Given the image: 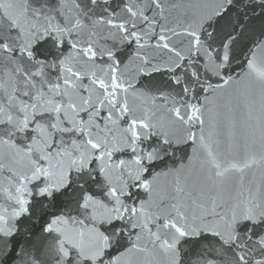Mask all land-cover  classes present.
Instances as JSON below:
<instances>
[{
  "label": "snow or ice",
  "instance_id": "1",
  "mask_svg": "<svg viewBox=\"0 0 264 264\" xmlns=\"http://www.w3.org/2000/svg\"><path fill=\"white\" fill-rule=\"evenodd\" d=\"M0 264H264V0H0Z\"/></svg>",
  "mask_w": 264,
  "mask_h": 264
}]
</instances>
